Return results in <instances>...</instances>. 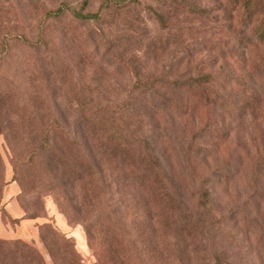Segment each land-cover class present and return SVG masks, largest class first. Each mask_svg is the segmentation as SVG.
I'll return each mask as SVG.
<instances>
[{"label":"rangeland","instance_id":"1","mask_svg":"<svg viewBox=\"0 0 264 264\" xmlns=\"http://www.w3.org/2000/svg\"><path fill=\"white\" fill-rule=\"evenodd\" d=\"M102 1L0 0V264L18 241L95 264L118 228L145 264L169 252L163 234L166 264H264L262 0ZM63 2L100 17L47 14ZM111 132L156 155L186 230L163 227Z\"/></svg>","mask_w":264,"mask_h":264},{"label":"trees","instance_id":"2","mask_svg":"<svg viewBox=\"0 0 264 264\" xmlns=\"http://www.w3.org/2000/svg\"><path fill=\"white\" fill-rule=\"evenodd\" d=\"M132 0H103L102 6L103 7H109V6H116L121 7L125 3L130 2ZM261 4L264 6V0L261 1ZM70 11V13L80 19L84 20H92L97 19L100 17L101 9H98L95 12H83L82 9H75L71 5L67 3H61L58 7L51 9L47 12V14L50 17H61L63 16L67 11ZM262 18H260L259 23L257 25V33L260 38L264 40V9L262 12ZM41 40V37L39 40H36L35 42H30L27 39H24V41L28 44L37 45L39 44V41ZM209 78V75H202L200 78L194 79L193 83H195V86L197 87L203 82L207 81ZM152 87V85L150 86ZM95 124H93L96 127V124L103 126L105 125V122H103L101 119H95L93 121ZM102 122V123H101ZM105 128L104 130L108 129L106 126H103ZM112 132L109 133V135L106 136V140L108 142H113L114 140H117V144L120 145L121 148L126 150L127 154H129V150H131L130 157L133 161L140 163L143 166V169H141L142 173L143 171L148 174V176H144V179H147V185H148V191L149 194L151 193V196H153L154 199H157L162 204V209L164 215L162 220L163 227H167V225L174 226L173 228L176 231L180 230H186L187 227H189L190 219L187 216V214H184L182 216V210H184V207L179 210V206L175 205V199L173 196L167 191L165 186L163 185V182L160 177V170H162L161 163L159 162V159L156 157V155L152 152L150 148H146V146H141L140 142L141 139L138 138L137 140H132V134H123L119 135L116 139L114 136H112ZM148 147V146H147ZM148 171V172H147ZM202 198L204 201H201L199 203V207H204L207 204V197L208 194L205 191L202 194ZM116 222H121V220H117ZM170 228V227H169ZM86 232L88 237H90L89 230L85 226ZM121 229V228H120ZM112 230V238H108L106 241V251L100 257H98V260L95 264H145L144 258L141 259V257H144L145 249L143 245L138 248V250L133 249L132 247L128 246L126 233L121 232L122 230ZM107 232H111L110 229H107ZM125 233V234H124ZM118 234V235H117ZM178 234V232H177ZM119 236V238H117ZM169 237L175 238V236L171 234H163L162 236V242L164 245V248L169 251L165 254L159 253L161 264H166L167 261L170 259V257H173L174 245L171 244V241H169ZM66 240L69 238H65ZM21 247H27V250H29L28 254L32 258V264H45L44 258L40 255V253L35 249L31 248L26 243H23L21 241L17 242ZM102 243V242H101ZM114 243V244H113ZM115 245L119 246V249L115 247ZM102 246H104V242L102 243ZM67 247V245H66ZM22 248L18 250V264H23V261H25V254L22 251ZM171 249V250H170ZM58 252V254H57ZM51 255V252H50ZM54 261V264H80L79 257L76 254V252L73 250H70L67 252L65 249H60L54 252V255H51ZM30 263V262H29Z\"/></svg>","mask_w":264,"mask_h":264}]
</instances>
